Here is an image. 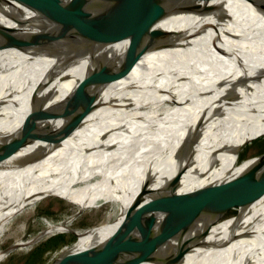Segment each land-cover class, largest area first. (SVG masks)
I'll use <instances>...</instances> for the list:
<instances>
[{"label": "bare ground", "instance_id": "6f19581e", "mask_svg": "<svg viewBox=\"0 0 264 264\" xmlns=\"http://www.w3.org/2000/svg\"><path fill=\"white\" fill-rule=\"evenodd\" d=\"M94 1L0 0V132L20 126L51 95L66 96L90 73L83 55L72 61L80 50L106 64L123 58L128 40L92 45L86 27H81L86 38L78 34L73 40L77 49L72 42H50L69 68L41 46L7 47L17 38L45 34L52 17L78 9L92 12ZM212 2L224 12L207 19L215 22L216 27L210 26L216 32L204 46L192 45V38L194 21L207 15L170 14L157 26L172 34L166 48L145 54L127 74L104 85L89 108L71 111L37 140L2 150L0 262L8 252L2 249L7 240L27 250L68 228L72 218H44L45 229L27 235L48 195L74 204L76 214L109 204L112 222L75 230L82 241L95 242L110 237L147 203L153 210L208 181L200 177L215 161L219 143L229 152L216 159L217 174L238 173L252 162L239 167L230 149L248 136L264 135V114L251 119L255 109L264 107V8L245 0ZM190 3L203 6L198 0ZM239 203L248 206L228 216ZM218 204L174 264H264V187Z\"/></svg>", "mask_w": 264, "mask_h": 264}, {"label": "water", "instance_id": "95a60500", "mask_svg": "<svg viewBox=\"0 0 264 264\" xmlns=\"http://www.w3.org/2000/svg\"><path fill=\"white\" fill-rule=\"evenodd\" d=\"M190 1L192 0H95L89 4L92 12L85 10L84 14H80L81 9H78L73 15L54 19L52 17L50 28L45 34L37 33L25 39L13 40L7 47L21 48L25 43L29 45L24 46H41L45 52L54 55L68 68V61L65 62L62 56L52 49L50 42H72V48L77 49L78 44L73 40L78 34L85 37L84 33L90 29L88 33L93 36L92 45L105 46L123 40H128L129 44L119 62L106 64L101 58L83 50L74 55L72 61L75 62L80 59L79 55L88 59L90 73L75 86H71L66 96L59 97L60 93L51 95L46 105L33 111L20 126L10 132H0V153L11 144H28L37 140L43 131L48 130L53 123L71 111L89 108L104 85L127 74L145 54L166 48L167 40L172 34L157 26L170 14L194 12L207 15L206 19L198 20L200 23L193 20L197 28L192 45L204 46L216 32L212 26H215V22L207 19L219 18L224 11L221 12V7L212 0H198L203 2V6L194 5ZM245 1L254 7L264 8V0ZM104 4L111 6V9L103 7ZM81 27H86L87 31H83ZM262 114L264 107L255 109L251 119ZM6 116L4 113L3 117ZM227 120L229 119L225 121ZM222 136L220 133L218 137L223 139ZM252 140L254 139L248 136L230 149L235 162ZM225 152H229V148L224 142L219 143L214 160ZM251 159L252 162L244 165L241 171L229 174H217L216 162L209 163L200 177V180L208 178V181L193 186L186 193L177 194L170 201L155 206L153 210L150 209V203H147L146 208L141 209L138 215L131 217L130 221H124L104 240L93 242L89 238L82 241L79 237L76 242L63 249L50 264H174L186 244L193 238L192 234L201 221L219 206L220 200H226L243 191L264 187V153ZM242 162L238 161L239 167L243 166ZM157 201L158 199L155 203Z\"/></svg>", "mask_w": 264, "mask_h": 264}, {"label": "rangeland", "instance_id": "374dc122", "mask_svg": "<svg viewBox=\"0 0 264 264\" xmlns=\"http://www.w3.org/2000/svg\"><path fill=\"white\" fill-rule=\"evenodd\" d=\"M263 153L264 135L252 140L245 146L239 155L238 161L246 163L251 161V158L260 156ZM238 161L236 163L237 165ZM247 206V204L235 206L234 209L229 211L228 216L236 214L238 210L247 208ZM75 210L76 206L74 204L60 196L48 195L45 197L37 208V217H34L30 222L27 235H34L44 230V218L56 222L65 218H72L68 228L47 236L38 243L31 245L27 250L26 248L21 249L19 246L13 248L12 245L14 240H7L2 246V249L8 252L6 253V257L1 260L0 264H50L63 249L69 247L78 240L79 235H77L75 230H82L95 226L100 229L115 219V217H107V212L110 211L109 204L99 207V211L92 208H85L81 212H78L79 214H76Z\"/></svg>", "mask_w": 264, "mask_h": 264}]
</instances>
